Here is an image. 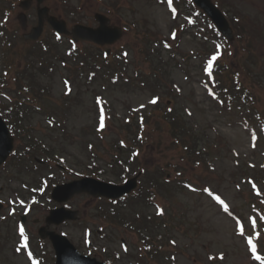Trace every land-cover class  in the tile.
<instances>
[{"label": "rangeland", "instance_id": "374dc122", "mask_svg": "<svg viewBox=\"0 0 264 264\" xmlns=\"http://www.w3.org/2000/svg\"><path fill=\"white\" fill-rule=\"evenodd\" d=\"M224 5L233 8L237 5L242 11L247 14L245 19V26L247 28L248 35L252 40V44L257 50L258 55V65L256 67V72L264 73V0H220ZM78 4V18L83 21L91 20L92 15L95 12L107 13L114 23L119 24V20H139L140 28H149L154 37L159 36V34H168L170 24L172 23L170 18V12L167 8L166 3H155L153 0H44L43 5L49 6L51 12L62 18H67L68 24H73L75 18L73 15L68 16L69 10L76 8ZM117 5V6H116ZM119 7V9L117 8ZM135 8V10H132ZM22 9H19L20 12ZM17 9L12 16L8 17V22L12 28L19 27V22L17 20ZM31 19L29 20L28 30L35 25L36 18V1L33 3L29 10ZM1 14V13H0ZM1 18V15H0ZM184 22V21H182ZM180 28V23H177ZM21 30V29H20ZM181 31V30H180ZM23 32V30H21ZM124 41H129L132 44L133 55L136 60L141 58V52L137 47L141 46L140 40L137 38L135 33L130 32L124 35ZM137 46V47H136ZM185 52L190 54V49L194 48L195 51H199L201 48L200 40H188L183 43ZM64 48V47H63ZM63 49L61 52L63 53ZM238 64L237 60H234ZM71 64V62H70ZM69 64V65H70ZM190 64L196 66L197 60L193 58L190 60ZM142 65L145 66L143 63ZM62 76L67 75L66 68H61ZM57 74L56 80L59 78ZM199 75H191V80H185V76L180 70H177L176 78L185 86L186 92H189L187 102L193 109L195 119H198L200 124L203 126L215 123L218 125L219 129L222 130L220 136H216L219 142L222 144L223 153L225 154V160L223 163H219L220 174L217 176L208 177V181L215 187L221 190L228 199L232 201V209L240 215V220L237 221L244 226H247L249 221V209L246 205V195H242L238 192L236 187H241L246 192L248 191L247 185H236L232 184V181L241 183L242 176L241 171L236 169L232 162V155L229 151L230 145L233 146L238 152L246 154L249 150V136L242 130L240 126L226 125L224 119L220 117L217 110L212 107L209 103L207 96L202 91L201 87L196 81ZM44 81V80H43ZM82 92L84 99L86 100L84 104L81 105L79 111L75 112L71 119L69 120L70 138L67 141V146L70 151L69 163L72 166L80 167L77 160L84 159L87 161V151L86 145L88 142H95L97 140L94 130L96 128V111L92 109V98L93 91L91 87H87L82 84H77L76 89ZM97 90V89H96ZM261 97V102L264 108V90L257 89ZM52 96L49 100L52 103H61L63 95V87L58 82L55 83ZM106 96L114 104V116L108 115V132L102 131L105 135H109L107 138L111 141L117 135L118 126L120 122L125 121L127 108L131 105L137 104L138 102L147 99L149 96L147 91H124L122 89H112L106 93ZM38 116H36L37 118ZM233 117V116H232ZM105 119V120H106ZM104 120V121H105ZM234 122L238 123L237 117L233 118ZM210 133L214 132L211 127H209ZM212 131V132H211ZM43 133H46L42 129ZM120 134V133H119ZM118 134V135H119ZM158 139L162 141L160 146L158 145H148L144 154L141 157L148 167L159 166L160 164L166 163V161L177 163L181 159L177 154V150L170 148V137L163 133L157 134ZM98 150L101 155L106 156L107 159L111 158L110 150L112 149L107 143L102 148L98 145ZM98 151V152H99ZM188 174L197 178H201L203 175L202 170H197L193 167L187 169ZM236 185V186H235ZM197 195L191 194L189 192H182L176 199H174V204H176L181 210L186 209L185 222L187 228H189L188 234L176 235L179 239L180 245L187 247V242H192V248H187L190 252L194 254H186L180 256L179 264H258L254 259L251 261L250 250L248 244L242 239L240 235L237 234L238 223H234L225 215L221 214L216 207H212L210 202L202 197L198 199ZM248 198V197H247ZM73 207L79 210V215L84 224H89L92 229V240L99 246L107 244L108 248L116 250L122 253L120 239L125 237V232L121 229H113L110 224L103 221L101 218L95 217L97 202L94 200H89L88 197L82 196L78 197L72 202ZM216 208V209H215ZM215 209V210H214ZM235 218H238L233 214ZM84 225L76 224L71 230L72 238L75 241L82 242V232ZM107 228L106 232L112 235L111 239H101L96 232L98 228ZM107 226V227H106ZM115 231V232H114ZM115 233V235L113 234ZM223 256V260H219ZM214 257V259H213ZM24 259L20 258V264H25Z\"/></svg>", "mask_w": 264, "mask_h": 264}, {"label": "snow or ice", "instance_id": "6c2138e0", "mask_svg": "<svg viewBox=\"0 0 264 264\" xmlns=\"http://www.w3.org/2000/svg\"><path fill=\"white\" fill-rule=\"evenodd\" d=\"M168 3L171 4L172 0H168ZM173 14H175V9H172ZM173 37H175V33L173 32ZM166 47H168L169 45L165 44ZM219 55V53L213 55L211 57V59L208 60L207 62V67L205 68V71L208 72L209 74H211V70H212V66H213V61H215L217 59V56ZM214 95V94H213ZM158 98H153L150 103L155 104L157 102ZM98 103H100V100L98 98ZM141 107H143V105H141ZM169 111H171V109H169ZM191 114V113H189ZM104 120H105V116H104V110L103 107L100 108V116H99V127L100 129H103L105 124H104ZM253 147H255V144H253ZM138 154V153H137ZM255 187V185H253ZM205 191H208L207 189H205ZM211 194V193H210ZM221 205H223L224 210L227 211L228 210V206L227 204L224 203V201L219 197V196H215L214 197ZM21 203H23V201H21ZM253 226H255V220H253ZM238 229L241 233V235H243L244 233V228L242 225L239 224L238 222ZM19 232H20V236L23 239V246L26 248L27 247V236L25 235V230L23 225L20 226L19 228ZM257 235H259V233H257ZM172 243H175V241H172ZM248 243L250 245L251 248V252L253 254L254 259L261 261V264H264V257H261L260 255H257V245L256 243L253 242V238L251 236L248 237ZM17 252L21 251L20 248L16 249ZM28 256L31 257L32 253L29 252ZM223 258V256L221 255V259Z\"/></svg>", "mask_w": 264, "mask_h": 264}, {"label": "trees", "instance_id": "16d2710c", "mask_svg": "<svg viewBox=\"0 0 264 264\" xmlns=\"http://www.w3.org/2000/svg\"><path fill=\"white\" fill-rule=\"evenodd\" d=\"M172 118H173V116H172ZM181 119H182L181 122L178 121V122H175V124H177V123L179 124V122H180V124H183V126H180V127L178 125L179 132L182 133L183 135H185L186 138L188 139L189 148L190 147L194 148L202 140L200 138H204V137L201 136L202 133H198L193 129L192 125H190L191 122L188 121L187 117L184 114H182ZM174 121H175V119H174ZM178 127H176V128H178ZM185 127L190 128V129H187ZM187 139H182V141H183L182 143L186 142Z\"/></svg>", "mask_w": 264, "mask_h": 264}, {"label": "water", "instance_id": "95a60500", "mask_svg": "<svg viewBox=\"0 0 264 264\" xmlns=\"http://www.w3.org/2000/svg\"><path fill=\"white\" fill-rule=\"evenodd\" d=\"M197 2H199L207 10H209V9L213 10L214 9L209 0H197Z\"/></svg>", "mask_w": 264, "mask_h": 264}]
</instances>
